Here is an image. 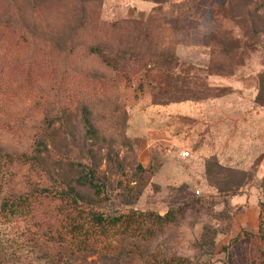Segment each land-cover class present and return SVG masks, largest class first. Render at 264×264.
Here are the masks:
<instances>
[{
	"label": "rangeland",
	"instance_id": "rangeland-1",
	"mask_svg": "<svg viewBox=\"0 0 264 264\" xmlns=\"http://www.w3.org/2000/svg\"><path fill=\"white\" fill-rule=\"evenodd\" d=\"M155 3L0 0V149L25 150L36 160L29 167L0 159V199L20 187L68 200L73 187L78 202L103 214L172 208L175 219L141 242L138 262L177 254L210 264L223 259L222 246L240 228L256 230L259 215L264 231V135L253 138L257 147L247 144V122L239 118L250 111L243 106L249 89L231 76H206L231 68L205 42L209 32L235 42L218 37L212 19L237 15L253 26V36L239 43L262 47L264 0ZM258 93L263 99L264 87ZM81 104L90 108V125ZM232 126L238 130L229 133ZM55 200L42 198L38 214L0 208V264L63 261L67 250H48L45 241L61 225Z\"/></svg>",
	"mask_w": 264,
	"mask_h": 264
},
{
	"label": "trees",
	"instance_id": "trees-1",
	"mask_svg": "<svg viewBox=\"0 0 264 264\" xmlns=\"http://www.w3.org/2000/svg\"><path fill=\"white\" fill-rule=\"evenodd\" d=\"M154 1L156 2L154 5H158L166 0ZM236 16L234 15L228 18L226 23H219V26L215 28V30L218 31L219 29L221 31L220 34L222 36H219L218 33V37L224 38V35H232L236 37L235 42H223L222 40L224 39L217 41L213 33H210L209 39V52L211 53L213 51L216 53L217 58L224 59L225 64H230V72H225L224 68L219 66V68H215L214 70H208L207 73L230 74L245 59L249 51L252 49L256 51L264 49V45L260 47V43L256 44L253 40L249 42L243 40L242 43H239L241 42L238 39L239 37L245 39L247 37L249 38V35L253 36V26L252 19H242ZM243 24L247 25L249 30L247 29L244 32V29L241 27ZM234 30L236 33H234ZM146 31L144 28L140 32L143 33L142 37L146 36ZM90 49L91 52L99 54L98 47L94 46ZM156 49H158V46L154 44L152 50L155 57L158 56ZM171 56L173 57V55ZM100 58L105 59V56L100 55ZM155 62L159 63V60ZM106 63H109V61ZM164 63L165 61L162 60L159 64L162 65ZM141 76L143 75L137 76L139 89H141L140 85L142 84L141 81H143ZM250 76L261 82L264 80V74H251ZM125 78L128 79V76L126 75ZM261 87L263 88L262 84ZM255 99L257 101L262 100L259 93L256 94ZM81 110L83 122L86 125H90L89 106L87 104H81ZM0 159L2 163L16 161L26 163L29 167H34V162L36 161L35 157L29 155L25 150L14 152L0 149ZM18 189L9 187V190H6V196H2L0 199V208L3 214L11 212L38 214L41 211L40 205H42V198H46L48 201L57 199L55 200L56 205L60 204V228L56 229V236L48 235L45 239L46 244L49 243L46 245L48 250L54 245L58 251L67 250V256L60 263L57 262V264H129L131 262L133 264H145L146 262L144 263L143 261L138 262V256L142 255L141 242L151 238L165 224L175 219V210L172 208L165 210L163 213L130 209L129 211L112 215L103 214L102 211L95 209L88 202L80 200L78 202L76 195L79 196V192L73 187H70L72 197L68 200H64L59 196L60 194H53L55 191L50 192L51 190L45 188L37 190L33 188H27L26 190ZM45 212H47L46 217L48 218L46 220V226H49L52 222L49 220V216L52 214V206H48ZM262 223L261 216L259 215L256 230L240 228L222 246L223 259L210 264H264V231ZM88 256H90L89 259H87ZM48 261L51 264L54 263L53 258H48ZM146 264L202 263L191 260L186 256L170 254Z\"/></svg>",
	"mask_w": 264,
	"mask_h": 264
},
{
	"label": "crops",
	"instance_id": "crops-1",
	"mask_svg": "<svg viewBox=\"0 0 264 264\" xmlns=\"http://www.w3.org/2000/svg\"><path fill=\"white\" fill-rule=\"evenodd\" d=\"M212 21H214V26H216L215 28H217V26H219V23L226 22L225 19H220V18L212 19ZM209 39H210V32H209L207 39H206V42H205V45L207 47V51L209 50V47H210ZM239 66L240 67L234 69L232 71V73H230V74L209 72V73H207L206 76H208V75H219V76H227V77L231 76V78L233 80L239 81L243 85V87H245L246 89H249L247 91L250 92V94H248V96H245L246 97L245 102H247V101L248 102L245 105H243V106H247L250 110L248 113H246L247 118H243V117H241L240 114H237L239 112L237 110H239L242 106L241 105L242 103H239V104L235 105L238 107V108L236 107V110H233L234 108L230 110L231 114L234 117V118H232L231 121H233V119H237L239 117V115H240L239 121H242V123H243V121L246 120L248 132L246 133L245 137H247L249 139V142L247 141V144H249L250 147H252V146L257 147L256 141L253 138H256L258 135H261V134L264 135V129H262L263 131L262 130L260 131L261 126L259 124V122H261V120H262V124L264 127V98L261 101H257L255 99V96L258 93V90L260 89L261 84L264 87V80L262 79L263 82H261L260 80H255L250 75L251 74H259V75L264 74V49H262L260 51L259 50L256 51L255 49H252L251 51H249L246 54L245 59L240 63ZM234 71H236V72H234ZM244 71H246V72H244ZM217 97L218 96L216 95L214 98H212V100H214V104H216V105L222 103V99L219 100V98H217ZM202 99H204V98H202ZM205 104H206V102H205ZM227 105H229V104H227ZM261 107H263V109ZM251 121H254L252 128L248 125L249 122H251ZM255 122H256V125H255ZM240 125H243V124H239L238 127H240ZM228 130H229V133H231L232 131L238 130V129H236L235 126H232ZM206 132H207V130H206ZM216 134H218V129L216 131ZM241 137H244V136L239 133V135H237L236 142H234V143L240 144L241 142H240L239 138H241ZM262 141L264 144V139ZM231 148H234V146H232ZM231 152L234 153V149H231Z\"/></svg>",
	"mask_w": 264,
	"mask_h": 264
},
{
	"label": "built area",
	"instance_id": "built-area-1",
	"mask_svg": "<svg viewBox=\"0 0 264 264\" xmlns=\"http://www.w3.org/2000/svg\"><path fill=\"white\" fill-rule=\"evenodd\" d=\"M179 154L182 155V156H186V155H188V151L187 150H184V149H181L179 151Z\"/></svg>",
	"mask_w": 264,
	"mask_h": 264
}]
</instances>
